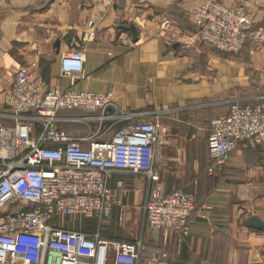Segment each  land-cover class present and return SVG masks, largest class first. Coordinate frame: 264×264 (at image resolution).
<instances>
[{
    "label": "crops",
    "instance_id": "0c3cea01",
    "mask_svg": "<svg viewBox=\"0 0 264 264\" xmlns=\"http://www.w3.org/2000/svg\"><path fill=\"white\" fill-rule=\"evenodd\" d=\"M243 1L223 0L228 5ZM201 2L1 0L0 125L15 124L6 99L23 66L45 89L113 90L114 106L105 119L102 111L62 109L56 128L89 148L92 141H111L119 129L137 122L162 125L166 146L155 163L162 190L194 192L208 218L192 217L182 240L174 231L153 230L143 209L148 179L123 171L109 180L119 200L111 217L100 223L67 216L59 225L108 239L142 238L145 257L165 250L168 264H264V227L248 226L252 216L264 221V146L239 142L222 166L208 171L212 121L228 115L235 101L264 99V93L246 94V50L217 54L191 40L196 25L190 13ZM256 22L264 23V9L256 11ZM76 50L85 53L84 71L67 76L62 55ZM249 58L264 90V53Z\"/></svg>",
    "mask_w": 264,
    "mask_h": 264
},
{
    "label": "built area",
    "instance_id": "2783aa9c",
    "mask_svg": "<svg viewBox=\"0 0 264 264\" xmlns=\"http://www.w3.org/2000/svg\"><path fill=\"white\" fill-rule=\"evenodd\" d=\"M258 9H264L258 0L235 5L202 0L190 13L196 25L191 40L227 55L264 53ZM85 60L83 51L64 52L63 73H82ZM113 94L45 89L29 68L16 72L6 99L15 124L0 125V264H168L165 250L146 258L142 238L108 239L59 225L67 216L100 223L111 217L119 201L109 184L116 172L148 179L143 209L153 230L174 231L182 240L192 217L208 218L194 192L162 190L155 168L162 125L137 122L119 129L111 141H92L89 148L56 128L62 109L102 111L100 118L105 119L114 106ZM243 141L264 146V99L235 101L228 115L212 121L209 173Z\"/></svg>",
    "mask_w": 264,
    "mask_h": 264
},
{
    "label": "rangeland",
    "instance_id": "374dc122",
    "mask_svg": "<svg viewBox=\"0 0 264 264\" xmlns=\"http://www.w3.org/2000/svg\"><path fill=\"white\" fill-rule=\"evenodd\" d=\"M214 51L217 54H223V53L218 52L215 49H214ZM234 55H239V54H234ZM249 56H242L243 61L245 62L246 73L248 76V78H247L248 86L246 88L247 96H249V94H254V93H258V94L264 93V90L261 86V82H262L261 76L262 75H259V73L256 71L254 64L252 63V60H250ZM231 106H232V104H231ZM165 146H166V142H165V138H164V128H163V131L160 133L159 142H158L157 147H156V160H157V162L161 160Z\"/></svg>",
    "mask_w": 264,
    "mask_h": 264
},
{
    "label": "water",
    "instance_id": "95a60500",
    "mask_svg": "<svg viewBox=\"0 0 264 264\" xmlns=\"http://www.w3.org/2000/svg\"><path fill=\"white\" fill-rule=\"evenodd\" d=\"M131 31L135 37V39H137V29L135 26H133L131 28ZM248 226H255L257 228H263L264 227V221L259 218L258 216H252L249 220H248Z\"/></svg>",
    "mask_w": 264,
    "mask_h": 264
}]
</instances>
